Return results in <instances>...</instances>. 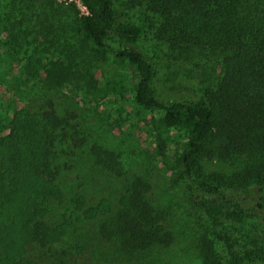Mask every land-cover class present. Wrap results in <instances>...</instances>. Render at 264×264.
I'll return each mask as SVG.
<instances>
[{
  "label": "trees",
  "instance_id": "trees-1",
  "mask_svg": "<svg viewBox=\"0 0 264 264\" xmlns=\"http://www.w3.org/2000/svg\"><path fill=\"white\" fill-rule=\"evenodd\" d=\"M27 1L36 8L35 24L44 38L52 44L64 39L65 55L30 56L23 72L30 76L44 72L42 84L50 88L75 81L86 91L95 89L98 79L90 69L95 53L117 28L121 40L113 49L115 57L137 72L134 102L161 113L151 123L159 137L156 153L178 179L189 182L191 192L200 195L197 205L210 216V227L198 242L202 264H249L254 257L262 258L264 245L259 241L241 251L236 245L249 237L240 231V224L258 222L254 231L264 236V215L248 210L223 187L255 185L264 192V0H127L129 7L141 11L148 30L167 47L171 58L203 60L205 69L219 71L202 85L201 96L172 101L154 94L155 64L136 46L145 29L136 22L118 27L115 0H81L88 10L81 16L56 7L55 0ZM108 90L124 96L117 84ZM71 118V113H57L50 102L37 110L17 108L6 121L0 117V264H45L48 249L72 225L67 218L55 224L45 219L53 204L64 199L58 160L60 146L78 135ZM166 132L181 137L172 139L170 149L162 139ZM90 151L96 165L123 174L119 153L99 143L92 144ZM200 161L224 169L206 173ZM151 188L149 179L137 175L115 204L101 198L88 205L79 192L74 206L85 218L99 220V236L132 260L173 240ZM217 242L226 248V262ZM63 254L69 252L64 249ZM61 257H56L58 264H69Z\"/></svg>",
  "mask_w": 264,
  "mask_h": 264
},
{
  "label": "rangeland",
  "instance_id": "rangeland-1",
  "mask_svg": "<svg viewBox=\"0 0 264 264\" xmlns=\"http://www.w3.org/2000/svg\"><path fill=\"white\" fill-rule=\"evenodd\" d=\"M115 1L118 27L136 22L145 29L136 46L155 64L156 73L151 83L154 94L163 101L201 96L202 85L211 82L218 69H205L203 60L171 58L167 47L157 42L148 30L141 11L129 7L127 0ZM55 2L56 7L69 9L78 16L85 14L81 0ZM32 9L27 0H0V117L6 121L17 108L37 110L50 102L60 115L71 113V123L78 130L73 140H66L60 146L58 162L63 170L58 182L64 199L61 203H54L45 218L50 224L67 218L72 225L61 241L52 244L51 249L47 248L50 251L44 263L58 264L56 257L60 254L61 259L69 264H202L198 242L210 227V216L204 207L197 205L200 195L191 192L189 182L178 179L169 164L162 163L156 153L159 137L151 129V123L161 113L134 102L133 84L137 81V72L127 61L118 60L113 52L121 40L119 30H113L106 39V46L95 53L97 58L90 68L94 78L98 79L95 89L86 91L75 81L50 88L42 84L44 72L30 76L23 72L22 66L28 63L30 56L63 57L64 39L54 44L45 39L35 24L36 8ZM113 83L123 90L124 96L108 90ZM176 134L178 132L162 134L169 149L174 144L172 139H181ZM94 143L119 153L122 175L113 174L94 163L90 151ZM200 162L206 173L224 169L221 164ZM137 175L151 181V197L163 209L173 240L167 246L129 260L120 256L111 242L99 236V220L85 218L80 210L75 209L74 197L80 192L88 205L96 204L101 198H109L115 204L128 181ZM223 191L240 199L248 210L264 215V192L260 187L224 186ZM239 226L246 238L249 237L236 245L237 250L241 251L255 240L264 245V236L258 237L254 231L258 222ZM221 228H217L218 231L223 230ZM216 247L226 262L227 251L223 243L217 242ZM64 249L68 255L63 254ZM51 252L57 255L51 257ZM263 256L254 257L249 264H264Z\"/></svg>",
  "mask_w": 264,
  "mask_h": 264
},
{
  "label": "built area",
  "instance_id": "built-area-1",
  "mask_svg": "<svg viewBox=\"0 0 264 264\" xmlns=\"http://www.w3.org/2000/svg\"><path fill=\"white\" fill-rule=\"evenodd\" d=\"M83 7H84V9H85L84 13L87 14V13H88L87 8H86L85 6H83Z\"/></svg>",
  "mask_w": 264,
  "mask_h": 264
}]
</instances>
